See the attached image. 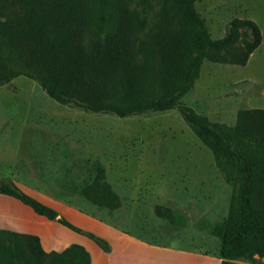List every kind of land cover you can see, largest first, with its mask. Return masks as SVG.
Wrapping results in <instances>:
<instances>
[{"label": "rangeland", "instance_id": "374dc122", "mask_svg": "<svg viewBox=\"0 0 264 264\" xmlns=\"http://www.w3.org/2000/svg\"><path fill=\"white\" fill-rule=\"evenodd\" d=\"M196 8L214 40L235 18L254 21L264 33V0H199ZM182 103L226 127L236 125L239 111L264 108V42L246 66L205 61ZM0 178L105 240L111 255L58 222L41 230L46 246L84 245L94 264H221L212 227L227 217L237 189L177 110L94 114L56 102L27 77L0 86ZM97 184L96 192L116 195L118 207L83 194ZM1 198L2 211L35 214ZM174 251L191 255L182 259Z\"/></svg>", "mask_w": 264, "mask_h": 264}, {"label": "trees", "instance_id": "16d2710c", "mask_svg": "<svg viewBox=\"0 0 264 264\" xmlns=\"http://www.w3.org/2000/svg\"><path fill=\"white\" fill-rule=\"evenodd\" d=\"M197 1L0 0V86L27 77L62 105L119 118L177 110L237 187L227 217L213 225L212 234L220 241L221 264H242L237 261L264 258V109L241 110L236 125L226 127L182 99L205 61L246 66L262 32L254 21L235 18L226 35L214 40ZM99 186L82 192L100 206L118 207L116 195L105 187L96 192ZM0 195L110 252L105 240L12 181L0 178ZM0 264H92V256L80 245L46 252L35 235L0 230Z\"/></svg>", "mask_w": 264, "mask_h": 264}, {"label": "crops", "instance_id": "0c3cea01", "mask_svg": "<svg viewBox=\"0 0 264 264\" xmlns=\"http://www.w3.org/2000/svg\"><path fill=\"white\" fill-rule=\"evenodd\" d=\"M264 33L262 31V37H263ZM263 38H262V44H263ZM262 44L258 49L262 48ZM254 55V53H253ZM252 55V56H253ZM251 56V57H252ZM258 109H264V108H258ZM3 196L0 195V204L4 202V200H2L3 198H1ZM18 206L15 209H18L24 213H28L26 208L27 206L23 205V204H19L20 202H15ZM28 216H21L18 213H15L14 211L12 212H5L0 210V230H8V231H12V232H16V233H21V234H30V235H35L37 237L40 238L41 244L43 249L46 252H62L64 250H66L67 248L71 247L72 245H80V244H66L64 245L63 249H60L59 247H48L45 244V239H44V235H42L41 230L42 228H49V227H53L55 226V221H49L46 218L35 214H27ZM36 215V216H35ZM6 220H11L12 223L9 222H5ZM5 225H11L13 227H6ZM32 226V227H31ZM64 227V226H63ZM66 229H68L67 227H64ZM83 246L84 248H86L84 245H80ZM87 249V248H86ZM88 250V249H87ZM112 251V250H111ZM174 254H177L176 256L179 258L182 257V259L185 256H189L191 254H185L182 252H173ZM112 254V252H110V255ZM182 255V256H181ZM196 258H199L200 255H195ZM205 258H208V255L204 256ZM223 260L221 259V262ZM238 263H242V264H264V258H260L258 255L254 256L253 260H247V259H242L240 261H237ZM92 264H94L93 259H92Z\"/></svg>", "mask_w": 264, "mask_h": 264}]
</instances>
